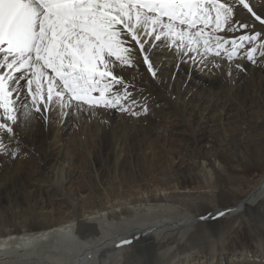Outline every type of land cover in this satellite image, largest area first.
<instances>
[{"label": "bare ground", "instance_id": "obj_1", "mask_svg": "<svg viewBox=\"0 0 264 264\" xmlns=\"http://www.w3.org/2000/svg\"><path fill=\"white\" fill-rule=\"evenodd\" d=\"M254 3L264 8V0ZM220 62V69L190 77L182 64L174 81L166 68L161 83L141 67L152 94L145 116L103 113L105 124L81 114L18 130L24 148L15 158L0 155V264H264V67L236 61L247 72L233 69L229 79ZM215 122L248 142L215 150ZM152 137L164 147L182 137L192 160H151L144 151L154 147ZM250 147L257 153L245 161ZM53 154L50 178L69 205H60L61 216L41 202L22 214L38 221L25 228L17 222L33 208L32 178ZM236 166L258 168L247 196L237 187L243 180Z\"/></svg>", "mask_w": 264, "mask_h": 264}, {"label": "snow or ice", "instance_id": "obj_2", "mask_svg": "<svg viewBox=\"0 0 264 264\" xmlns=\"http://www.w3.org/2000/svg\"><path fill=\"white\" fill-rule=\"evenodd\" d=\"M220 61L229 79L247 72L236 61L264 67V8L254 0H0V155L15 158L18 130L37 119L147 115L141 67L161 83L166 68L174 81L182 64L190 77Z\"/></svg>", "mask_w": 264, "mask_h": 264}, {"label": "rangeland", "instance_id": "obj_3", "mask_svg": "<svg viewBox=\"0 0 264 264\" xmlns=\"http://www.w3.org/2000/svg\"><path fill=\"white\" fill-rule=\"evenodd\" d=\"M234 115H235V113L233 111H231L229 113V117L230 118L233 117ZM245 119L246 120H245L244 123L247 124V126H248L249 117H246ZM251 119H253V118H251ZM233 132H234V128L233 127L221 128L219 126V124L217 122H215V131H214V135H215L214 136V141H216L215 150H221L222 148L226 149L228 141L232 143L230 147H232V146L234 147L235 144L238 142L237 141L238 138L244 140L245 142H248V136H246V138H241V137L237 138V137L234 136ZM157 140H158L157 137H152V142L154 143V147L150 146L147 149H145V151H144L147 154V157L150 156L151 160L155 161V160L160 158V160H162V162H163V161H165V157H166V159H173L172 155H175L177 158H181V159L183 158V159H186V160H192L191 156H189V155L184 156V153L182 151V150H184V142H183L184 140H183L182 137L169 140L167 142L168 144H166L165 147H164L163 143H160ZM21 143L22 142H20V144ZM23 145L21 144L20 149L24 148ZM176 146L179 147V149H180L179 154H172L173 149ZM163 150H165V151H163ZM20 152L21 151L19 150V153ZM149 152H152V154H149ZM188 152H189V154L192 153L191 150H189ZM253 152L257 153V149H254V148L250 147L249 150H246L245 153H244V157H245L244 160L245 161L249 160L250 155H252ZM40 155H41V152H38V153L35 154L37 159L40 158ZM1 156H4V155H1ZM5 157L10 158L11 155H8V156H5ZM229 158H231V157H229ZM232 158H235L237 160L239 157L238 156H232ZM9 161L12 162L11 160H9ZM54 161H56V156L54 154L50 155L48 157V160H47L48 165L45 166V164H44L43 168L41 167V169H38V168L36 169V172H35V174H34V176L32 178V182H31V185L33 187V189H32V192H33L32 193V207L33 208L30 209V210H26V212H24V213L23 212L19 213V215H21L22 217H21V219H18L19 221L17 220L18 221L17 224H19L21 226H24V225H27V224H31L33 222L34 223H38V221L35 222L36 220L35 221L30 220V219H28V217H27V219L24 218L23 215H31L29 213H31L33 210L40 209L41 208V202H45V208L51 209V208H53L52 206H54V208H56L57 211H58L59 207L62 206L61 208H66V206L69 205V196L67 194L63 195L61 193V191L58 190V186H56L57 184L55 182H53V179L51 180V178H50V177H52V173H54L56 171L55 167H51V164ZM258 161H259V159H258ZM260 163H262V162H260ZM165 166H166V163L163 165V167L161 169L164 170ZM0 168H1V166H0ZM14 169H15V167H14ZM74 170L76 171V175L74 176V178H76L77 175H78L77 172H79V170H78V168H75ZM157 172L160 173L159 171H157ZM234 172H236V176L241 177V179L243 180V182L241 184L237 185V187L239 188V191H241V193L244 194V196H247L248 193H249L250 187H251V185L253 183L251 179L255 175L258 174V168H253V167L249 166L246 171H242V169L240 167L236 166ZM78 180L76 179L75 184L78 182ZM61 203H63V204H61ZM231 205H232V203H231ZM64 211L65 210H61V212H60V210H59L58 212H60L61 216H63ZM55 215H49L47 221L50 219L51 216L54 217ZM40 220L42 221V219H40ZM47 221H42V222H47ZM9 224L12 225V224H15V223L10 222ZM9 224H7V225H9Z\"/></svg>", "mask_w": 264, "mask_h": 264}]
</instances>
